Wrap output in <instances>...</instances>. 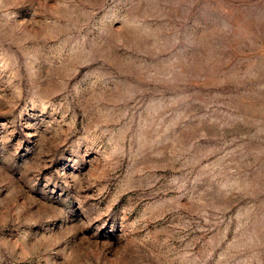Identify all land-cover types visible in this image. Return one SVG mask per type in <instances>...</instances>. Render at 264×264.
Listing matches in <instances>:
<instances>
[{"label": "rangeland", "instance_id": "1", "mask_svg": "<svg viewBox=\"0 0 264 264\" xmlns=\"http://www.w3.org/2000/svg\"><path fill=\"white\" fill-rule=\"evenodd\" d=\"M0 264H264V0H0Z\"/></svg>", "mask_w": 264, "mask_h": 264}]
</instances>
